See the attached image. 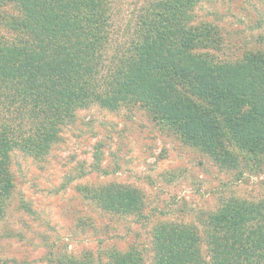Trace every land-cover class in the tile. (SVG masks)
<instances>
[{
	"label": "trees",
	"instance_id": "1",
	"mask_svg": "<svg viewBox=\"0 0 264 264\" xmlns=\"http://www.w3.org/2000/svg\"><path fill=\"white\" fill-rule=\"evenodd\" d=\"M115 1L0 0V224L13 192L11 154L43 158L92 106L137 108L220 170L264 166V54L220 60L219 28L193 13L209 0H138L119 26ZM87 195L106 213L147 219L128 186ZM199 219L156 223L152 264H264V199L223 200ZM145 251L110 249L101 264H145ZM93 263L87 252L54 264Z\"/></svg>",
	"mask_w": 264,
	"mask_h": 264
},
{
	"label": "rangeland",
	"instance_id": "2",
	"mask_svg": "<svg viewBox=\"0 0 264 264\" xmlns=\"http://www.w3.org/2000/svg\"><path fill=\"white\" fill-rule=\"evenodd\" d=\"M137 4L115 1L123 11L118 26ZM193 11L197 21L219 28L220 60L239 62L250 51L264 54L260 1L209 0ZM58 138L41 159L15 151L10 156L13 192L0 224V262L54 264L59 256L80 258L88 252L93 264H101L106 251L135 246L146 250L145 264H152L150 232L156 223L197 225L223 200L264 199V166L220 170L201 148L137 108L78 110ZM109 185L138 191L147 219L106 213L86 196L88 189Z\"/></svg>",
	"mask_w": 264,
	"mask_h": 264
}]
</instances>
